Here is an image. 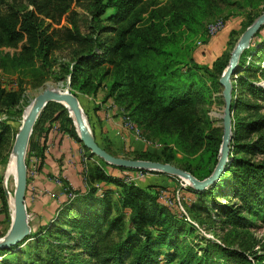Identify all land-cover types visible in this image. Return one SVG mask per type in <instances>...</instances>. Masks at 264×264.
Returning a JSON list of instances; mask_svg holds the SVG:
<instances>
[{"label": "trees", "instance_id": "1", "mask_svg": "<svg viewBox=\"0 0 264 264\" xmlns=\"http://www.w3.org/2000/svg\"><path fill=\"white\" fill-rule=\"evenodd\" d=\"M23 1L28 7L19 8L17 4ZM79 1L0 0V47L20 45L17 52L0 54V73L14 77L19 84L24 78L41 83L52 75L68 74L73 88L93 96L107 80L103 102L113 97L133 122L147 127L161 129L169 123L177 130L176 147L184 156L193 145L204 146L201 170L192 165L177 167L198 179L209 176L218 161L222 132L207 134L204 130L208 120L197 114L201 92L196 77L205 71L220 78L230 55L226 60L222 55L212 67L189 66L180 61L179 47L168 40L196 21L194 7L213 0H171L167 7L150 10L145 17L140 12L142 0H93L92 35L82 34L77 27L72 3ZM62 19L67 23L61 24ZM102 33L112 36L100 39ZM63 45L74 46L75 54L69 65L58 68L52 54ZM233 76L232 113L244 115L234 119L228 160L210 186L201 191L188 188L197 197L190 211L225 227L250 224L246 215L264 220V112L259 104L264 101L263 39L242 52ZM4 97L13 100L15 95L0 87V100ZM122 102L131 110L122 107ZM97 118L102 127L98 114ZM54 120L63 132L78 139L69 115L55 113L50 118ZM1 131L2 127L0 144ZM92 132L98 143L94 127ZM34 147L30 141L29 152ZM137 154L144 160L163 157L164 163L171 164L175 156L150 148ZM99 166L84 173L85 190L64 182L66 199L46 222L32 226L23 242L0 249V264H253L241 250L216 243L211 244L212 249L202 247L200 255L185 247L186 235L194 229L161 204L157 197L160 185L129 183ZM2 198L0 208L5 209L7 200ZM125 221L124 235L114 242L113 234ZM65 250H78L83 260L67 257Z\"/></svg>", "mask_w": 264, "mask_h": 264}, {"label": "rangeland", "instance_id": "2", "mask_svg": "<svg viewBox=\"0 0 264 264\" xmlns=\"http://www.w3.org/2000/svg\"><path fill=\"white\" fill-rule=\"evenodd\" d=\"M92 2L93 0H80L79 2L72 3V8L77 12V27L79 31L85 35L95 34L93 27L94 23L91 20L93 10ZM142 2L140 12H142L143 17H145L150 10L167 7L168 4L171 3V0H142ZM17 6L19 8L28 7V4L26 1H23L18 3ZM194 9L196 10V21L189 28L181 27L180 30L175 32L176 36L168 41H172L173 46L179 47V59L182 63L189 66H208L205 63L194 61L197 52H209L208 48L212 43L214 35L211 36L207 33L206 25L216 18H223L225 21L234 20L239 23L237 30L233 31L235 36L230 40L226 52L223 55V60H226L230 55V51L233 49L234 44L242 34L245 25L250 23L251 20H255L264 12V0H213L206 6H196ZM197 19H200L199 22ZM66 23V20L62 19L61 24ZM103 24H107V22L103 21ZM109 36H112V33H102L100 39ZM262 39L264 40V24L258 32H256L250 41V44L254 46ZM199 41L201 42V45L198 44ZM19 46L20 45L0 47V54L17 52L19 51ZM168 46H170V44L166 47ZM74 54V46H61L52 54L54 66L59 68V66L62 65H69L73 61ZM209 57L215 58V55H209ZM210 60L211 59L209 58L207 61L209 64ZM196 79L199 80L198 87L201 92V101L196 106L197 114L199 117L208 120V124L205 125L204 130L207 134H221L224 100L222 95L223 87L219 83L218 75L215 74L214 76H208L205 71H200L197 73ZM261 79V83L263 84L264 78ZM102 82V84L105 85L107 80ZM234 84L235 82L232 81V98L235 95ZM104 85L99 89L98 94L93 96L91 93H82L73 88L70 85V77L68 74L57 76L52 75L41 83L33 82L28 78H24L22 83L19 84L14 77H6L0 73V87H3L7 92H12L15 95L13 100H9L8 97H4L0 100V129L2 127L1 134H3V139L0 144V188L2 190V193H0V205L2 206L3 204V195L7 200V207L5 209L3 207L0 208V233L6 228L8 229L13 215L10 195L13 196L16 179L13 176L8 178L7 171L13 155L15 136L27 110L34 101V97L46 87L60 91L68 90L78 98L91 130L93 127L96 129L99 145L105 147V149L113 155L129 159H140L138 158L140 155L137 153L146 148H150L156 152L161 149L166 154H175L173 164L176 166L182 167L192 165L195 168H200V170L203 168L201 167L203 163L200 161V154L204 146L193 145L187 149V154L184 156V154L176 147L177 130L173 126L166 123L164 127L160 129L158 128V125L147 127L136 121L133 122L128 116L127 111L119 108L120 106L113 100V97L108 98L105 102L102 101V98L108 91ZM259 104L262 106L261 113H263L264 101H259ZM121 105L122 107L124 106L131 110V107L127 105V102H122ZM97 107H99L100 110H108L109 116L115 118L122 125L123 122L126 121V118L129 117V120L133 123V127L127 126L128 128H131L128 129V131H124L125 129L122 130L121 128L117 130L107 121V119L110 120L109 116L105 115V123L108 124L109 128L111 127L110 129H112V140L107 139V141H103L100 137L102 127L99 126L100 124L97 121ZM55 113H62L64 117L70 115L69 111L63 104L56 101L48 102L39 113L34 123V125L37 124V126L34 131L32 129L29 139V143L31 141L33 147L36 144L38 135L43 131V124L47 121L50 122V118ZM40 115H43L41 119ZM238 115H244V112L238 113L233 111L232 136L234 119ZM68 125H70V123ZM69 137L79 146L80 153L83 154L82 156L87 158H82L83 174L85 172H93L95 166L99 165V167L103 168L107 173H115L118 171L112 167L113 165L108 163L104 164L102 163L101 158L91 154L90 151L84 147L79 138L77 139L74 135H69ZM115 139H118L120 144L116 143ZM231 144L232 139L230 142V149ZM28 148L29 144L26 150L25 162L27 166V180H31L35 174L34 171L37 170L38 161L32 158L35 155L36 146L31 152H29ZM159 161L164 162V158L162 157ZM119 172V176L129 183L146 184L154 182L160 185L157 189V197L161 204L167 208L169 213L178 218L182 217L194 229V232L186 235L185 247H191L194 251L198 252V255H200L202 247L207 246V248L212 249L211 244L216 243L232 249L241 250L253 264H264V220L262 218L246 215L251 222L250 224L225 227L218 221L207 219L201 214L190 211L189 206L197 199V197L193 192L189 191L188 188L191 186L181 178L162 172L157 174L155 173L156 171H148L144 169H132ZM57 181L60 182L59 185L62 188V195L66 197L67 191L64 190L65 179L61 176H57ZM177 197L179 198L180 204L186 214L180 208ZM30 201L31 200L28 198L27 204H30ZM115 213H117V211H115L114 214ZM29 221L31 224V219ZM126 224L127 221H125V225L120 231L113 234L114 242H117L124 235ZM64 252L67 257H73L79 261L83 260V256L79 254L78 250H65Z\"/></svg>", "mask_w": 264, "mask_h": 264}, {"label": "water", "instance_id": "3", "mask_svg": "<svg viewBox=\"0 0 264 264\" xmlns=\"http://www.w3.org/2000/svg\"><path fill=\"white\" fill-rule=\"evenodd\" d=\"M263 24L264 12L261 13L242 32L231 50L228 64L219 78V83L223 87L222 95L224 100L221 144L218 161L211 174L204 179H198L190 172L171 163L144 159H129L110 154L96 142L88 124L87 117L80 106L79 100L72 92H69L68 90L60 91L48 87L42 89L34 97L33 105L23 118L15 136L13 149L16 152L14 163L16 183L13 193V215L6 233L0 237V249L8 248L10 246L17 245L19 242H23L32 230L29 223V214L25 205V191L27 186V166L25 162V155L33 125L39 113L50 101H63L69 105L75 119L74 126H76V124L78 125L76 132L79 140L91 154L101 158L108 164L124 168L144 169L174 175L181 178L197 191L207 188L214 181H216L225 167L230 152V142L232 139L231 101L233 75L236 72L242 52L248 48L250 41Z\"/></svg>", "mask_w": 264, "mask_h": 264}, {"label": "crops", "instance_id": "4", "mask_svg": "<svg viewBox=\"0 0 264 264\" xmlns=\"http://www.w3.org/2000/svg\"><path fill=\"white\" fill-rule=\"evenodd\" d=\"M238 27L239 23L234 20L225 21L224 28L212 38V43L208 48L209 52H197L194 61L202 62L208 67H212V63L226 52L230 40L235 36L233 31L237 30ZM213 54L215 58L209 57V55ZM209 58L211 59L210 64L207 62ZM97 114L102 124L101 139L103 141L104 138L112 140V129H110L111 127L109 128L104 120L105 115L109 116V111L100 110L99 108ZM109 118L110 120L106 119L112 127L117 130L119 128L123 130L119 121L110 116ZM59 127L58 120L45 122L43 131L36 140V152L32 158L38 161L37 170L31 180H27L25 191V205L26 209L28 208L27 212L31 219V228L39 223L46 222L56 208L65 200L66 197L61 193L62 188L59 185L60 182L57 181V176L63 177L72 188L76 189L77 187L80 190H85L86 188L82 158H87L82 156L79 146ZM115 140L116 143L120 144L118 139ZM112 174L119 176L120 172L118 170ZM28 198L31 200L30 204H27Z\"/></svg>", "mask_w": 264, "mask_h": 264}, {"label": "built area", "instance_id": "5", "mask_svg": "<svg viewBox=\"0 0 264 264\" xmlns=\"http://www.w3.org/2000/svg\"><path fill=\"white\" fill-rule=\"evenodd\" d=\"M225 26V20L223 18H216L215 20L209 22L206 25V31L208 34H210L211 36L216 35L218 32H220ZM198 44L201 45V42L199 41ZM263 85H264V81H263ZM133 127V123L129 120V117L126 118V121L123 122L122 128L124 131H128V127ZM119 133V132H118ZM35 173V171H34ZM177 201L180 204L179 198L177 197ZM180 208L183 210V212L186 214V212L184 211L183 207L180 204Z\"/></svg>", "mask_w": 264, "mask_h": 264}, {"label": "bare ground", "instance_id": "6", "mask_svg": "<svg viewBox=\"0 0 264 264\" xmlns=\"http://www.w3.org/2000/svg\"><path fill=\"white\" fill-rule=\"evenodd\" d=\"M33 102L31 103V105H30L29 109L27 110L26 114L29 112L30 108L32 107ZM59 103L60 104H63L64 107L69 111L70 117L74 120V123H75L74 115H73V113H72L69 105L66 102H63V101H60ZM26 114H25V116H26ZM75 127L78 129V125L77 124H76ZM12 154L13 155H12V158H11V161H10V164H9V167H8V171H7V177L9 178V177L13 176L16 179V174H15V170H14V163H15V155H16V152H15L14 149H13V153ZM7 195H8V193H7ZM10 203H11V206L13 207V196L12 195H10Z\"/></svg>", "mask_w": 264, "mask_h": 264}]
</instances>
